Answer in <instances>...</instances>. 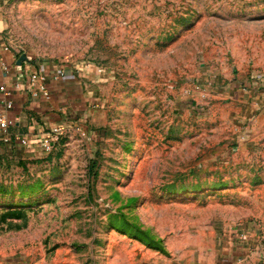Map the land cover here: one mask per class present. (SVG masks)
I'll return each instance as SVG.
<instances>
[{"label": "rangeland", "instance_id": "374dc122", "mask_svg": "<svg viewBox=\"0 0 264 264\" xmlns=\"http://www.w3.org/2000/svg\"><path fill=\"white\" fill-rule=\"evenodd\" d=\"M0 38L85 75L50 150L0 144V264H264V0H0Z\"/></svg>", "mask_w": 264, "mask_h": 264}, {"label": "crops", "instance_id": "0c3cea01", "mask_svg": "<svg viewBox=\"0 0 264 264\" xmlns=\"http://www.w3.org/2000/svg\"><path fill=\"white\" fill-rule=\"evenodd\" d=\"M6 47L8 46L0 38V88L4 85L8 91H11L14 107L8 115L16 120V125L11 130L12 145L15 143L22 146L20 139L25 138L28 139V147H30L40 143L46 130L55 125H62V121L70 112L69 103L78 101L79 95L77 94H79V89H82L81 79L85 75L78 71L66 70L67 74L62 80L50 81L51 100L33 99L28 91L30 74L39 70L46 75L53 76L63 67L33 63L29 59L20 63V57H17L10 49L6 50ZM4 98L5 94L0 90V113L5 111L2 104ZM262 102L264 103L261 101V104ZM0 144H4L1 139ZM5 145L6 147L11 146ZM241 235L246 239L241 238L238 244L232 245L233 248L227 250V254L218 264H263L257 245L252 243L253 239L249 238L247 232H242Z\"/></svg>", "mask_w": 264, "mask_h": 264}, {"label": "built area", "instance_id": "2783aa9c", "mask_svg": "<svg viewBox=\"0 0 264 264\" xmlns=\"http://www.w3.org/2000/svg\"><path fill=\"white\" fill-rule=\"evenodd\" d=\"M6 50H9V47H6ZM67 72L66 69L61 68L59 71L53 75L49 76L45 73L35 70L30 74L29 77V84H28V91L30 93V96L33 99H44L46 101L51 100L52 95L49 88L50 81H60L66 76ZM264 85L261 84L257 88L258 90H263ZM244 93L248 94L249 89L246 87H243ZM1 92L5 94V98L2 101V104L4 106V112L0 113V139L4 144L12 145V135L11 130L16 125V120L8 115L10 111L13 110L14 103L11 100L12 93L11 91H8L4 85L0 88ZM48 132L44 134V136L40 140V144L42 145L43 149L50 150L52 145L56 140L59 139L60 135H62V132L64 131L63 125H55L47 130ZM20 144L22 146H28L29 141L28 139H20ZM243 240L246 238L242 235Z\"/></svg>", "mask_w": 264, "mask_h": 264}, {"label": "water", "instance_id": "95a60500", "mask_svg": "<svg viewBox=\"0 0 264 264\" xmlns=\"http://www.w3.org/2000/svg\"><path fill=\"white\" fill-rule=\"evenodd\" d=\"M22 61H28V59L25 55L20 57L19 62L21 63Z\"/></svg>", "mask_w": 264, "mask_h": 264}]
</instances>
